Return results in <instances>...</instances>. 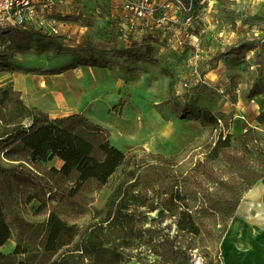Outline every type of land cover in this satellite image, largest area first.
I'll list each match as a JSON object with an SVG mask.
<instances>
[{"label":"rangeland","instance_id":"374dc122","mask_svg":"<svg viewBox=\"0 0 264 264\" xmlns=\"http://www.w3.org/2000/svg\"><path fill=\"white\" fill-rule=\"evenodd\" d=\"M184 1L193 5L195 20L177 38L172 36L173 32L165 34L163 31H141L137 34L127 31L125 37L120 29L114 27L115 22L110 15V10L114 6L119 9V5L98 3L96 6L102 13L98 23L89 12L75 10L80 7L90 10L95 5L78 7L75 0L70 4L72 12L58 21L76 22L81 25L82 32L79 28L65 32L60 22H54L52 26L28 22L15 28H0V36L6 39L4 43L0 39V53H12L11 64L16 71L32 77L26 86V97L48 112L52 119L84 111L92 120L110 130L113 146L125 153L139 149L138 156H145V150L175 158L178 171L187 173L204 159L210 144L221 135L234 134L231 127L234 115L227 114L217 124L208 126L183 118L171 99V75L174 77L173 94L186 107H210L220 111L237 109L240 105L249 116L248 93L258 79L257 62L264 57V51L259 39L261 36L253 35V32L241 36L235 31L236 19L232 9L236 0ZM214 10H220L219 14ZM217 16L220 20L218 26ZM53 28H57V32ZM150 35L153 41L143 46V40ZM178 38L184 39L185 44L178 46L175 42ZM245 39H255L251 45L253 49L232 66L221 62L220 68L212 69L210 59L218 50ZM127 40L132 42L129 44ZM21 48L26 51H20ZM96 48L97 57L107 62V68L86 66L63 75L46 73L75 61L78 54L81 55L79 58L87 59ZM32 69L39 71L32 72ZM1 72L0 87H3L8 74ZM207 75L217 83H206ZM260 85L264 88V76ZM122 97L126 99L123 106L119 104ZM247 127H260L264 135V122L256 120L253 126ZM261 145L264 147V138ZM223 175L227 176V173ZM118 176L90 195L92 208L83 217L69 221L85 228L104 217L102 210L111 198ZM205 186V193L211 194L200 202L202 210L198 212L197 233L179 231L174 218L151 213L147 220V227L152 229L151 240L142 246L138 258L126 264H223L220 240L235 211L228 209L225 203L223 185L205 181ZM190 203L193 205L199 201ZM37 204L33 202L28 206L24 213L27 219L44 218L36 216ZM211 204H215L217 209H211ZM15 247L16 242L8 240L2 251L11 253Z\"/></svg>","mask_w":264,"mask_h":264},{"label":"trees","instance_id":"16d2710c","mask_svg":"<svg viewBox=\"0 0 264 264\" xmlns=\"http://www.w3.org/2000/svg\"><path fill=\"white\" fill-rule=\"evenodd\" d=\"M23 23L29 24L1 29ZM120 30L125 37L127 31H134ZM0 39L6 42L4 37ZM254 40L218 50L210 59L212 69L221 61L227 66L236 64L253 49ZM151 41L152 35L143 40V46ZM93 52L87 59L78 54L75 61L46 73L60 74L78 65L106 67L107 62ZM13 58L12 53H0V72L16 71ZM257 63L258 79L249 90L250 98L264 92L260 85L264 57ZM169 88L183 118L208 126L227 115L210 107L183 105L173 94V75ZM119 104L125 105L126 99L122 97ZM263 118L264 111L257 120L263 123ZM259 128L221 135L208 144L204 159L183 173L175 158L143 149L145 156H138L139 149L125 153L113 146L110 130L84 111L54 120L38 106L27 104L13 84L0 87V264H126L138 258L142 246L151 240L147 220L154 212L174 218L179 231L197 233L200 202L211 194L205 193V181L223 185L225 203L236 211L242 194L264 177V135ZM56 158L63 162L60 167L50 164ZM117 174L111 198L102 210L104 217L85 228L70 222L92 208L90 195ZM192 200L199 203L191 205ZM33 202L38 203L36 216L44 218L29 220L24 216ZM210 208L217 206L211 204ZM8 240H14L16 247L4 253L2 246Z\"/></svg>","mask_w":264,"mask_h":264},{"label":"crops","instance_id":"0c3cea01","mask_svg":"<svg viewBox=\"0 0 264 264\" xmlns=\"http://www.w3.org/2000/svg\"><path fill=\"white\" fill-rule=\"evenodd\" d=\"M45 1L46 0H34L36 14L29 20V23L33 22L37 26H52L54 22H60L58 21L60 17H65L68 13L72 12L70 10V4H74L75 2V0H57V4L55 6L46 9L42 6L43 2ZM77 1L78 2L75 3V5L78 7H80L81 5L83 6V4L95 5L94 8L90 10L86 9V7L84 9H81V7L79 9L76 8L75 10L77 12H80L81 10H83L84 12H89L93 16V19H95V21L98 23L101 21L102 14L101 8L96 6L98 3L112 2L115 3L116 6L119 5L118 0ZM157 1L158 3H160L164 0ZM235 2L236 3L233 4L234 8L232 9V15L236 19L235 31H237L241 36H243V33L249 35V32H253V35L261 36L260 38H262V41L264 42V0H236ZM203 7L204 9H207V6ZM110 11V15L112 17L111 19H113V21L115 22L114 27L116 26V28L119 29L124 28L125 30L133 29V33L135 34L146 30V28L141 25L140 22H137L133 26L128 24L127 21L125 22L124 11L120 7L118 9V7L114 6V8H112ZM213 12L219 14L218 12H220V10H214ZM203 15V17L205 18V14ZM219 21L220 20L217 16L216 25ZM80 26L81 25L76 22H60V27H63V30L65 32L76 30L78 28L82 32V27ZM204 30H208V28H204ZM212 30L213 29H211L210 31ZM162 31L165 34L173 32L174 34L172 36L177 38V35L180 34L182 30L178 28L176 23H171V27H164L162 28ZM178 39H176L175 42H177ZM97 50L98 48H96V51H94L93 53L97 54ZM221 62H219V66H217L216 68L221 67ZM86 66L90 68L94 67L88 65H78L75 68L56 75H63L68 72H72L78 67ZM216 68H213V70ZM102 70H105L106 72L109 71L108 69L104 68ZM1 73L8 74L5 76V78L7 79L4 82V86L7 84H13L16 89L22 91L23 98L27 102V104L38 106L32 103L26 97V86L30 84V79L32 78L31 76L19 71ZM205 82L208 84H216L217 80L213 79V77L210 78V76L207 75ZM248 103L250 110L247 113L250 114L249 116L244 113L245 108L241 109L240 105L237 106V109L230 110L225 108L220 110L226 114L234 115V120L231 124L232 132L234 134L241 133L245 130V128H247V126H253L255 124L258 115L262 111H264V92L250 98ZM250 111L254 114V116H252ZM191 140L192 138L190 139V141ZM53 162H55V166L58 167L63 164V162L58 158H56ZM219 248L223 264H264V177L243 195V198L237 210L235 211L234 216L227 224L225 232L221 238Z\"/></svg>","mask_w":264,"mask_h":264},{"label":"built area","instance_id":"2783aa9c","mask_svg":"<svg viewBox=\"0 0 264 264\" xmlns=\"http://www.w3.org/2000/svg\"><path fill=\"white\" fill-rule=\"evenodd\" d=\"M118 1L119 7L124 11L125 22L131 26L142 22L145 28L156 30L171 27V23H176L178 28L185 30L194 21L193 5L184 0H164L160 3L157 0ZM55 3L57 0H46L42 6L48 9ZM35 14L34 0H0V28L29 22ZM53 29L57 32V28ZM177 44L182 46L185 40L179 38Z\"/></svg>","mask_w":264,"mask_h":264}]
</instances>
